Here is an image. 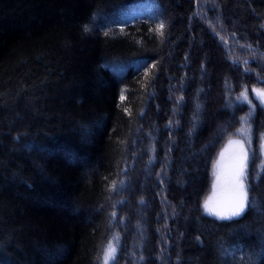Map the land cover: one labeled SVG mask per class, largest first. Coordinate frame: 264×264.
Returning <instances> with one entry per match:
<instances>
[{
    "label": "trees",
    "instance_id": "16d2710c",
    "mask_svg": "<svg viewBox=\"0 0 264 264\" xmlns=\"http://www.w3.org/2000/svg\"><path fill=\"white\" fill-rule=\"evenodd\" d=\"M256 89L264 0H0V264H102L111 243L112 264H264ZM230 139L248 200L221 220Z\"/></svg>",
    "mask_w": 264,
    "mask_h": 264
},
{
    "label": "rangeland",
    "instance_id": "374dc122",
    "mask_svg": "<svg viewBox=\"0 0 264 264\" xmlns=\"http://www.w3.org/2000/svg\"><path fill=\"white\" fill-rule=\"evenodd\" d=\"M254 92L256 98L264 106V97L259 95V93H264V89L263 90L256 89ZM230 141H239L241 144H243V142L240 139H230L227 141L223 149L220 151L213 168L212 190L210 195L205 200V202L207 201L209 203L210 208H214L216 211L225 214L227 213L229 207L231 206L232 200L234 199L235 196L234 192H232L231 189L233 187L235 171L238 169L240 160L242 158L240 148L235 144L230 146L229 144ZM262 144H264V139L262 141ZM243 146H244V150L247 152L244 144ZM261 154H262V162L264 163V148L262 147H261ZM247 157H248V153H247ZM247 161H246V167H247ZM246 206H247V202L245 204L244 212L246 210ZM204 211L206 214L210 216H213L217 219H221L216 215L209 214V212L206 211L205 208ZM234 218H238V217H234ZM221 220H229V219H221ZM110 247L115 250L114 255L111 256L107 255ZM115 254H116V246L114 243H111L105 251L102 264H112Z\"/></svg>",
    "mask_w": 264,
    "mask_h": 264
},
{
    "label": "snow or ice",
    "instance_id": "6c2138e0",
    "mask_svg": "<svg viewBox=\"0 0 264 264\" xmlns=\"http://www.w3.org/2000/svg\"><path fill=\"white\" fill-rule=\"evenodd\" d=\"M162 28H163V24L160 25V29ZM85 31H87V28H85ZM105 35H107V33H105ZM259 95L264 97V93H259ZM242 97L243 99L247 100L246 93H242ZM247 131L248 130L246 129L241 130L242 134L246 133ZM262 139H264V137H262ZM229 144L230 146L233 144L237 145L240 148L241 157H242L239 163V167L235 171L233 187L231 189V191L234 192L235 194L234 199L232 200L231 206L229 207L226 214L216 211L214 208H210L209 203L207 201L204 204V208L206 211L209 212V214L216 215L221 219H232L234 217H239L244 212L245 204L248 200L247 189L244 183L246 179L245 169H246V161L248 158L247 152L244 150L243 144H241L239 141H230ZM261 147L264 148V144H262ZM141 203H143V201H141ZM114 251L115 250L110 247L107 255L109 256L114 255Z\"/></svg>",
    "mask_w": 264,
    "mask_h": 264
}]
</instances>
